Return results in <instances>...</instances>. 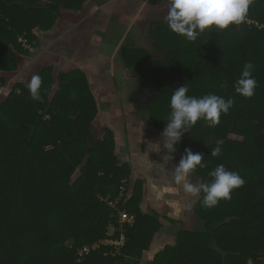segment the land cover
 I'll return each mask as SVG.
<instances>
[{
  "label": "trees",
  "instance_id": "obj_1",
  "mask_svg": "<svg viewBox=\"0 0 264 264\" xmlns=\"http://www.w3.org/2000/svg\"><path fill=\"white\" fill-rule=\"evenodd\" d=\"M83 1L0 0V89L17 72L18 60L38 47L40 38L32 27H53L55 18L61 15L73 19L77 27L78 17L71 10H80ZM113 1L109 5L115 14L120 6L115 4L119 0ZM151 23L156 26L148 37H152L154 48L163 50L160 58H151L147 48H138L135 43L123 46L120 42L119 47L122 65L136 71L135 78L149 92L145 99L148 118L138 129L160 135L170 112L172 92L185 83L188 95L201 97L212 93L225 100L232 98V107L227 114H221L217 125L210 127L198 120L181 137L177 149L184 152L190 148L205 154L206 162L202 163L206 167L195 170L205 182L212 179L208 173L223 164L238 172L245 185L237 191L235 188L231 199L221 200L209 209L202 205L201 194L193 208L202 228L179 230L175 243L158 249L147 264H210L211 259L226 256L237 264H264V0H253L245 19L230 24L223 34L217 29L205 32L195 41L174 33L166 22ZM59 25L63 26V22ZM104 40L103 37L102 43ZM141 50L146 52L147 61L138 56ZM222 53L228 56L226 66L210 63L220 60ZM247 62L260 63L252 71L257 85L250 98L234 89ZM98 68V73H94L96 70L91 75H99ZM53 71L50 64L32 74L42 78L40 100L32 99L27 84L18 80L0 100V204L7 201L15 211L32 200L38 220L27 230L42 239L40 248L32 255L15 251L11 243L13 235L20 233L19 228L16 222L11 225V210H0V259L4 264H140L144 254H149L155 235L163 229L161 214L141 208L144 181L135 179L129 163H121L117 158L112 130L106 127L101 130V138L96 135L95 120L103 105L99 98L97 106L96 89L87 84L90 78L86 71L78 66L71 71H59L56 76ZM160 71L164 76L158 75ZM68 75L70 78L65 79ZM54 84L57 90L52 91ZM161 93L167 95L166 105L162 101L158 106ZM217 141H222V152L214 157L211 149ZM74 168L79 170L77 175ZM47 175L54 176V192L39 186L38 181ZM47 187L52 188L51 179ZM55 202L64 212L46 219ZM198 208L209 211H197ZM123 210L134 216L132 222L120 221L119 213ZM48 223H52L51 227H47ZM120 237L124 240L119 247L107 243ZM30 241L34 243V238ZM187 245L194 256H189ZM198 250L200 256L196 254Z\"/></svg>",
  "mask_w": 264,
  "mask_h": 264
},
{
  "label": "rangeland",
  "instance_id": "obj_2",
  "mask_svg": "<svg viewBox=\"0 0 264 264\" xmlns=\"http://www.w3.org/2000/svg\"><path fill=\"white\" fill-rule=\"evenodd\" d=\"M110 3L114 4V1L103 0L102 2H99L98 0H84L82 6L85 5L86 9L91 10V12H95L96 13L95 15L99 16L97 19L96 26L82 29L83 32H80L79 40L72 39L73 38L72 36L75 34L73 33L70 34L67 29H63L62 33H59L57 28L50 30L49 33H47V34H51L49 35L50 38L48 42L50 41L53 42L52 40L55 38V36L58 37V35L60 34V38L62 41L61 43L62 48L57 45L48 47L47 43L44 42L41 43L42 51H45V53L42 54H44L45 57H48V59L52 60L54 58V53L57 52L56 49H60L61 58L59 59L64 61H71L72 63L77 64L78 69H80L79 65H83V63L85 64V61L87 60L88 61L96 60L101 69V72L97 77H93L90 73V70L86 66H84L82 69L86 71L88 77L90 78L87 82V84L90 85V89L94 90L95 85L96 84L98 85V94L101 96V105L104 106L106 99L109 98L111 107L114 104H116V106L122 110L124 108L123 103L122 105L119 103L123 99H126L128 101L126 104H129L130 101H132L135 104V110L137 109L142 114L143 124L145 125L146 124L145 118H148V114H147L148 111L147 112L145 111L146 104L144 100L146 97H149V92L143 90V88L141 87V82L137 78H135L137 75L136 71L131 69L127 70L122 65L121 63L122 61L119 53V47H121V45L126 46L129 43H135V45L138 48L139 47L143 49L147 48L150 52L151 58H160L162 56L163 50H158L153 47L152 37H148V34L152 33V31L155 30L156 24H154L155 26H152L153 24L151 23L152 20L154 22H163V23L166 22L169 1L168 0H152V1L119 0L118 3L120 5L117 3V1H115V4L120 6V7L115 6L116 10L117 11L119 10L115 14H112V10L114 8L112 7V5L111 6L109 5ZM122 7H124L123 8L124 10L122 9ZM93 8H95V11H92ZM105 14H107L105 17H100ZM140 16L142 17L143 21L140 19L141 18ZM107 17H109V20L105 19ZM55 19H57L59 22H63L64 20L68 19V17L65 19V15H61L59 17H56ZM112 19L114 22H111ZM223 31L224 29H222L221 31L222 34ZM104 36H105V40L104 43H102V39ZM160 37L163 38V36ZM120 42H122L121 45ZM83 44H87L88 47H84ZM30 50H32V48ZM34 56L37 57L38 54H33V57ZM138 56L141 57L142 60L147 61V54L144 50L138 51ZM219 59L220 60L211 61L210 63L213 65H218V67H222V65L226 66L228 62L227 54L222 53L219 56ZM57 61L58 60L53 61V64H55ZM259 64L260 63L253 64L254 68H257ZM38 67L39 65H37V68ZM172 71H173L172 69H170L169 71V73L171 72V75H172ZM24 72L27 73V70ZM129 75L131 76V78H129ZM158 75L164 76L162 71H160ZM68 78H70L69 75L65 77V79ZM23 82L24 84H27L29 82V78L23 77ZM13 84L14 83L11 80L9 79L7 80V84L0 89V100L6 97L7 95L6 93L10 92V90L13 88ZM170 90L172 89L170 88ZM165 96L167 95L166 94L163 95L162 93L160 94V100L158 106L161 105L160 103L162 101L166 105ZM133 99H135V101ZM125 107L127 109H130V105H126ZM107 110L111 111L112 108H110L109 106ZM135 110L133 111V114L136 113ZM110 118L112 119L111 121L113 122L112 115L110 116ZM117 119L119 120H116V128H118L121 132H123L122 129L123 118L121 119V116H118ZM100 127L101 126L96 127L95 129L97 133L96 135H98L99 138H101V130L100 133L98 132ZM103 135L107 136L105 133ZM203 155L204 158L202 162H206V156L205 154ZM86 162L87 159L82 161L83 164H85ZM74 169H76L74 175H77L79 173V170L77 168ZM50 179L52 182V188L47 187V182H49ZM197 179L202 180V177L198 176L196 177V180ZM54 181H55L54 176L50 177L49 175H47L44 178H41L40 181H38V183L42 190L47 189L49 190L48 192L50 193L56 190V188L53 189L55 185ZM244 185L245 183L241 187H238L236 190L235 189L234 190L237 191L238 189L244 187ZM258 192H259V196L263 194L261 191V187L258 188ZM35 200L36 198L34 199V201ZM10 206L11 205L7 201L1 202L0 210L8 213L12 209L9 208ZM33 212L34 210L32 208V200L30 201V203L21 205L20 208H15V211H12L13 214H12L11 225H14L16 222V226L19 228L20 233L17 235H13L14 242L11 243V247L15 249V251L17 252L20 253L24 252L29 255H32L35 250L40 248L41 240H42L39 234L36 235V233L33 234L27 230V227L29 225H33L35 221L38 220V217ZM62 212H64L63 208H60V204L55 202L49 209L46 219L53 218L54 216ZM190 223L191 222H189L188 224ZM51 224L52 223L50 224L48 223L47 227H51L50 226ZM193 226L194 224H192L190 228ZM195 226H199L200 228H202V224L199 221L196 223ZM31 237L34 238V243L30 241ZM6 240H7L6 243L9 244V240L8 239ZM241 240H244V238L242 237ZM67 244H69L68 241ZM32 247L34 248V250L32 249ZM186 251L189 252L188 253L190 254L189 256L191 255L194 256V254L189 250L188 245ZM216 252L217 255L221 254V252L217 249ZM200 253L201 250H198L196 254L200 256ZM226 253H224L225 256ZM224 258L220 260L213 258L209 261V263L237 264V261H235L233 258H229L227 256ZM151 259H152L151 253L144 254V257L140 259V264H147V261ZM3 262H4L3 258H1L0 264H4Z\"/></svg>",
  "mask_w": 264,
  "mask_h": 264
},
{
  "label": "clouds",
  "instance_id": "obj_3",
  "mask_svg": "<svg viewBox=\"0 0 264 264\" xmlns=\"http://www.w3.org/2000/svg\"><path fill=\"white\" fill-rule=\"evenodd\" d=\"M253 0H169L166 23L168 28L178 35L184 36L189 41H195L205 32L217 29H226L230 24L242 22ZM95 11V8L92 9ZM254 65L251 62L244 64L239 78L234 84L235 92L246 98L254 95L257 85L252 75ZM42 78L39 74L32 75L27 83L30 96L34 100H40V88ZM225 84H221L224 87ZM187 84L174 88L169 100L170 112L165 119L166 124L160 133L162 148L168 153L167 162L172 159L181 143L184 133L196 124L198 120H204L208 126L214 127L219 123L221 114H227L234 100L216 94H206L201 97L188 95ZM142 133V132H141ZM222 141H217V146L211 149V155H221L219 146ZM151 145V147H149ZM149 149L160 151L159 142H148ZM204 155L185 148L178 163L171 170L173 183L179 186L184 194L199 198L201 194L202 205L207 208L216 206L221 200L231 199V192L241 187L245 181L238 172L227 169L223 164L217 165L208 176L212 179L208 182L197 179L192 182L190 176L199 167L205 168L202 163Z\"/></svg>",
  "mask_w": 264,
  "mask_h": 264
},
{
  "label": "crops",
  "instance_id": "obj_4",
  "mask_svg": "<svg viewBox=\"0 0 264 264\" xmlns=\"http://www.w3.org/2000/svg\"><path fill=\"white\" fill-rule=\"evenodd\" d=\"M80 10L82 11L80 12ZM80 10H71V13L75 14L76 18L78 17L76 21L77 27L72 22L73 19L71 20L69 17V19L63 21V26L59 25V21L57 22L56 19L53 27L47 29L37 25L32 27L34 34L37 36V38H40V43L35 51L29 55L30 57L28 56L18 60L17 72L13 73L8 79L15 83L17 79L19 82H23V77H27L30 81L33 73H37L42 68L50 64H52L54 67V76H56L59 71H71L75 69L77 64L72 63L71 61L59 59L61 58L60 49H56L57 52L54 53V58L52 60L48 59V57H45L44 54H42L45 53V51H42L41 39H43L45 36L44 39L48 47H52L53 45L61 47L62 41L60 34L58 37L55 36V38L52 40L53 42H48L50 38L49 35L51 34L47 33H49L50 30L57 28L59 33H62L63 29L70 31L73 30V32H69L70 34H75L72 36V39L79 40V34L80 32H83L82 29L96 26L97 19L99 17L95 15V12H91V10L86 9L85 5H83ZM61 13L66 14L64 11ZM106 15L107 14L103 16L105 17ZM141 20L143 21V19ZM33 54H38V56L33 57ZM55 60L58 61L53 64V61ZM89 61L91 62H86L84 65L79 66L81 68L86 66L90 72L97 70L94 73H98V62L95 60ZM37 65H39L38 68ZM26 70L27 73L24 72ZM92 76L97 77L98 75L93 74ZM55 89L56 85L54 84L52 91ZM95 89L96 91H94V96L98 106L99 98H101V96L98 94L97 84L95 85ZM133 100L135 101V99ZM127 102L128 101L126 99H123L119 103L121 105L123 103L124 106V108L121 110L116 106V104L111 107L109 98H107L104 105L105 107H102L101 112L95 120V124L96 127L101 126L98 130L99 133L100 130H103V128L106 127L112 130L115 140V153L117 154V158L121 163H129L132 175L135 179H142L144 181L141 208L146 210V212L154 210L161 214L160 221L163 224V229L155 235L150 245V251L148 252L152 255L158 249H162L166 245L175 243L177 235L176 232L179 230H192V228L199 221V218L195 212L196 210L193 207L200 201L201 196L197 198L184 194L179 186L173 183L171 172L166 170H171L175 167L181 155L183 154V150L181 151L180 149H176L174 153H171L172 159L167 162L168 158H164V156L168 153H166V151L162 148V140L160 135H157V132H143L140 130L141 127L138 129V125L143 124L142 114L137 109L135 110L134 102L130 101L129 104H126ZM126 105H130V109H127L125 107ZM109 106L112 108L111 111L107 110ZM134 110L136 113L133 114ZM111 115L113 117V122L110 118ZM118 116H121V119L123 118V132L116 128V120H119L117 119ZM138 130L140 131L138 132ZM149 141L154 143L159 141L161 144L160 151H153L149 149V147H151V145L148 147ZM197 173V171H194L190 176L192 182H195L196 177L200 175ZM197 211L208 212L209 210L198 208ZM189 222L191 223L188 224ZM192 224H194V226L190 228Z\"/></svg>",
  "mask_w": 264,
  "mask_h": 264
},
{
  "label": "built area",
  "instance_id": "obj_5",
  "mask_svg": "<svg viewBox=\"0 0 264 264\" xmlns=\"http://www.w3.org/2000/svg\"><path fill=\"white\" fill-rule=\"evenodd\" d=\"M22 40V39H21ZM23 41V43H24V45L26 46V47H28V45H27V43H26V41L25 40H22ZM30 49H31V47H30ZM120 195H122V192H120ZM119 215H120V221H129V222H132L133 220H134V216L133 215H128V214H126L125 213V211L123 210V211H121L120 213H119ZM123 240H124V237H120V240H107V243H113V244H115L116 246H120V245H122L123 244ZM96 246H98V245H96Z\"/></svg>",
  "mask_w": 264,
  "mask_h": 264
}]
</instances>
